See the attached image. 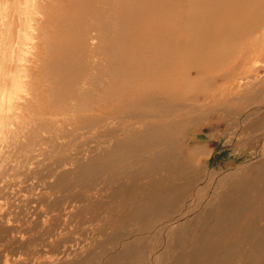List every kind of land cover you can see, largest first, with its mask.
Wrapping results in <instances>:
<instances>
[{
  "label": "bare ground",
  "instance_id": "1",
  "mask_svg": "<svg viewBox=\"0 0 264 264\" xmlns=\"http://www.w3.org/2000/svg\"><path fill=\"white\" fill-rule=\"evenodd\" d=\"M64 1L73 12H62L59 20L44 4L37 5L32 39L35 59L44 63L41 49L65 51L69 45L49 43L48 27L64 34L74 31L81 38L85 67L56 80L70 89L49 85L42 92L36 88L32 100L23 104L20 97L5 108V93L19 84L8 75L0 79V127L11 125L0 136V184L16 179L30 182L31 189L37 190V206L48 214L24 226L23 264H157L161 260V264H264V183L254 189L245 186L242 171L238 182L231 180L238 172L226 173L199 189L206 179L202 178L210 175L198 170L195 157L200 150L182 155L178 140L182 127L197 125V116L209 108L205 102L203 109L194 106L200 102L198 94L182 93L188 75L179 74V45L184 49L181 58L192 54L201 66L226 60L214 52V44L257 43L264 37V0H156L159 5L154 7L165 8L163 15L156 16L145 3L137 12L118 7L117 0ZM52 15L58 20L55 24ZM122 17L137 21L127 32L141 33L134 36L148 48L145 57L134 52L123 55L119 44L124 34L118 22ZM253 50L248 47L246 55ZM90 53L99 58L91 61ZM70 55L76 62L77 57ZM29 76L39 78L35 72ZM206 94L213 95L209 104L225 103L226 93L223 98ZM173 97L178 98L173 101ZM31 110L33 116L40 115L34 123L39 132L48 126L61 129L60 135L49 138L61 155H46L43 145L48 141L42 137L37 143L31 138L39 133L30 132V119H23ZM237 113L244 111L238 108ZM59 139L66 141L61 144ZM71 148L72 153L65 152ZM179 160L184 170L193 172L186 188L179 186ZM136 165L139 170L134 171ZM144 172L167 176L144 180L147 186L143 187L137 177ZM43 187L73 189V202L49 200L41 192ZM187 214L193 217L185 219ZM68 217L87 226L81 229L84 237L75 243L64 233L62 220ZM126 217L143 223L137 230L123 232L117 223ZM4 219L0 218V245L10 246L15 228L4 225L9 223ZM147 232L152 238L160 235L165 245L162 253L148 244ZM121 239L125 249L111 254L109 260L107 247Z\"/></svg>",
  "mask_w": 264,
  "mask_h": 264
},
{
  "label": "rangeland",
  "instance_id": "2",
  "mask_svg": "<svg viewBox=\"0 0 264 264\" xmlns=\"http://www.w3.org/2000/svg\"><path fill=\"white\" fill-rule=\"evenodd\" d=\"M116 3L118 7L133 8L137 12L143 9L140 4L145 3L150 9H155L153 16L163 15L165 11L164 7H154L159 5L156 3V0H117ZM40 4H44L49 12L56 15L58 20L62 12L68 15H72L73 12L68 4L65 1L61 2V0H0V79L8 75L10 81H17L19 84L18 87L12 86L11 89L5 93L4 101H2V103H5L3 106L5 108L9 106V103H15L20 97H23V104L27 100H32L33 95H36V88L43 92L45 89L47 90L49 85H52L58 90H69L70 86L68 84L67 88L65 86L66 84L60 85L56 83V80L61 75L67 76L72 72L81 71L85 67V58L83 54L86 48L83 46L81 38H77V34L74 33V31L70 32V34H64L61 31H54L50 29V27L46 29V34L49 35V43L65 41L69 42V45L65 51H61L56 47L54 51H50L45 47L40 51L44 63L35 59L36 51L34 50H36V46L34 44L36 41L32 39V36L35 33L36 7ZM56 17L54 15L51 16V23L55 24L58 22ZM118 22L124 34V39L119 44L123 55L132 56L131 52H134L135 56L145 57L144 54L148 55V48H145L137 40V36L141 33H134L136 38L131 32H127L131 24L137 21H134L133 17H122ZM145 22L147 24L150 23L149 21ZM158 23L164 24L163 22ZM181 27H183V25H180L179 22L180 35L182 31ZM189 32L190 30L188 29L186 36H188ZM261 32L264 33V24ZM243 41L244 40L235 43L221 42L214 44V52L225 55L226 60H219L221 62L218 60L206 62L203 63L202 66L197 60V57L192 54L186 58H181L180 54H183L184 49L179 45V74L188 75V80H186L183 87L185 90H183L182 93L186 95L198 94L200 102L194 103V106L203 109L202 104L205 102L209 107L208 109L204 108L201 115L197 116L200 120L197 125H185L179 131L178 136L182 155L185 154L188 156L193 150L199 149L200 151L197 157H195L198 170L199 172L205 170L206 173L210 174L208 177L202 178L206 179L198 184L199 186H197V188L199 187V189L208 185L209 182L211 183L212 180H215L214 178L221 177L226 173L238 172L231 177L233 182H238L239 177H241L239 174L242 173V171L246 173L245 179L248 177L247 183L244 179L245 186L254 189L264 183V37L257 43L254 40L248 42ZM145 42L148 43L149 39L145 38ZM258 44L260 45V49H258ZM248 47H253L256 50L246 55L247 53L245 50L248 49ZM70 54L77 57L76 62L73 63L71 61ZM66 55H68V59ZM8 57H10L9 60ZM89 57L91 61L99 58L98 55H92L91 53ZM4 60L8 63L4 64L8 66H4ZM29 71L30 74L35 72L39 78L31 79ZM32 80L34 84L31 82ZM179 92H181V89H179ZM206 93H213L215 97H222V94L226 93L225 103L222 105H214L211 102L212 104H209L208 101L213 95H207ZM173 98L172 100L176 101L178 97H176V99L175 97ZM226 99L228 100L226 101ZM35 103L37 104L38 102L34 101L32 105L36 106ZM58 105L61 106L62 104ZM225 106L226 113L224 114L223 110ZM1 107L2 104L0 102V109ZM238 108L244 111L242 115L237 113ZM33 110H36L35 107H33ZM33 110L26 113L23 119H30L32 124L31 128L28 127L30 128V132H39V128H37V125L34 123L39 119L37 116L40 115L36 112L37 116H33ZM9 127H11L9 123L6 125L3 124L0 127V136L5 134V132L9 130ZM60 133L61 129H59V127L53 126L50 128L48 126L44 128V131L41 129V132L38 134H33L31 138L37 143H41L42 137H44L43 139L48 141L47 144L43 145L46 155L49 154L54 157V155H61V152L57 151L55 144H50L49 138L54 135H60ZM82 140L83 138H80V141ZM65 141L64 139H59L58 143L61 142L62 144L65 143ZM73 151L74 149L71 148L65 152L72 153ZM181 160L183 159L181 158ZM7 163L8 165H14L11 161ZM181 165L182 163L179 160V186L186 188L190 185L191 181L189 178L192 177L193 172L189 169L184 170ZM66 169L69 170L71 167L67 166ZM180 169L182 170L180 171ZM28 170H31L30 167L27 168L26 171ZM133 170H139V166L136 165ZM198 173L194 174L198 175ZM160 176H167V174L165 172H159L156 176H146L144 172L141 176L137 177V180L139 184L145 187L147 185L143 183L144 180L150 178L156 180ZM193 190L195 192V188ZM41 192L44 197L52 201H54V199H62L66 200V202H73V189L63 190L61 188L51 189L43 187L41 188ZM155 196L157 197V193ZM36 197L37 190L34 188L31 189L30 182L23 183L20 182L19 179H16L13 180V182L8 180L0 184V218H5L3 221L9 220V223L3 222L5 223L4 225L15 228L11 232L12 244L10 246L0 245V264H23L24 226L27 222L34 221L36 216H48L47 212L37 206L35 201ZM61 207L62 206H60V208ZM188 217H193V214H187L184 218L186 219ZM77 221L78 219H72L71 217L65 220L63 218L62 220L64 224V233L69 239H72L73 243L84 237L81 231L82 228L86 227L87 230L85 224L81 225ZM142 223L143 222L134 221L126 217L117 224L122 228V231L125 232L133 231L136 228L138 229ZM193 225H196V222H194ZM108 234L109 232L106 231L105 236ZM14 236L17 239H15ZM146 237H148V244H152V248L156 249V247H158L159 253L163 252L162 249L165 245L162 244L160 235H155V237L152 238L151 233H149ZM121 241L122 239L117 242L119 246L114 243L115 245L107 247L109 251L111 250L110 254L107 255L109 260L111 254L121 253L122 250L125 249L124 243ZM128 242H125V244ZM121 246L123 247L121 248ZM170 249L173 250L172 247ZM162 255L163 254L159 256ZM159 263L160 262H157V264ZM127 264H137V262L128 261Z\"/></svg>",
  "mask_w": 264,
  "mask_h": 264
}]
</instances>
